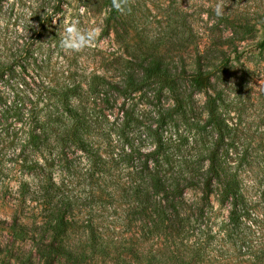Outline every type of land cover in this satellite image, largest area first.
Here are the masks:
<instances>
[{
    "label": "rangeland",
    "instance_id": "rangeland-1",
    "mask_svg": "<svg viewBox=\"0 0 264 264\" xmlns=\"http://www.w3.org/2000/svg\"><path fill=\"white\" fill-rule=\"evenodd\" d=\"M74 21L92 39L69 50L62 39ZM25 38L52 48L50 66L59 77H111L155 56L182 73L210 69L208 91L187 88L189 112L166 121L163 140L176 158L194 151L212 95L219 121L213 133L239 176L243 199L236 219L217 191L206 201L196 188L187 189L180 214L157 213L167 202L163 194L152 196L149 213H140L131 190L136 149L150 147L144 127H156L159 110L174 105L166 89L135 93L124 107L123 100L114 106L99 99L98 125L117 146L106 155L113 166L92 180L85 157L69 152L52 169L51 204L39 197L41 187L20 200L15 120L0 114V264H264V0H0V55L17 57ZM30 71L24 74L33 85ZM18 78L14 85L0 81L2 107L16 106L28 89ZM180 84L187 86L186 76ZM53 209L65 219L55 232L48 223Z\"/></svg>",
    "mask_w": 264,
    "mask_h": 264
},
{
    "label": "trees",
    "instance_id": "trees-1",
    "mask_svg": "<svg viewBox=\"0 0 264 264\" xmlns=\"http://www.w3.org/2000/svg\"><path fill=\"white\" fill-rule=\"evenodd\" d=\"M187 32L192 34L190 28ZM51 49L32 38H25L20 48L16 49L20 52L17 57L12 52L0 55V81L7 84L13 79L14 85V78L20 77L21 85H29L16 106L5 103L6 107H2L0 104V114H10L15 120L12 139L17 156L14 178L19 184L20 200H25L31 189L35 192L41 187L43 194L39 197L51 204L54 196L49 187L54 183L52 169L69 152L70 155L81 153L85 157L90 179L95 180L94 172L97 170L109 173L113 164L106 155L114 153L117 146L106 141L105 136L109 133L98 125L96 105L99 99L114 106L123 100L121 107H124L125 101L135 93L166 89L174 105L159 110L156 127H144L142 132L151 139L150 147L136 149L138 171L131 190L138 201L140 213H149L148 203L152 196L163 194L167 202L156 209L157 213L180 214L187 189L196 188L206 201H210L217 191L220 201L231 206L230 218H238V206L243 199L240 179L220 152L219 141L214 136L213 132L219 130V121L212 95L207 93L205 101L207 120L201 126L205 135L194 151L176 158L166 151L163 140V126L169 124L166 121L169 118L173 120L175 115L185 118L189 112L185 104L189 97L187 88L208 91L213 75L210 69L197 67L184 69L182 73L165 57L155 56L128 66L111 77L98 73L92 74L89 79H78L75 74L65 76V73L59 77L58 71L50 66L52 55L47 51ZM13 57L20 61L21 71L13 67ZM28 69L31 70L28 76L33 85L28 84L24 74ZM185 76L188 84L182 87L180 81ZM5 93L0 87V102L4 100ZM72 166L70 161V169ZM16 207L19 208V205L16 204ZM61 214V211H51V220L48 221L50 231L65 227Z\"/></svg>",
    "mask_w": 264,
    "mask_h": 264
},
{
    "label": "clouds",
    "instance_id": "clouds-1",
    "mask_svg": "<svg viewBox=\"0 0 264 264\" xmlns=\"http://www.w3.org/2000/svg\"><path fill=\"white\" fill-rule=\"evenodd\" d=\"M217 15H220L219 10ZM64 32L62 46L69 50L79 49L92 39V34L87 29L80 28L75 21L65 28Z\"/></svg>",
    "mask_w": 264,
    "mask_h": 264
}]
</instances>
